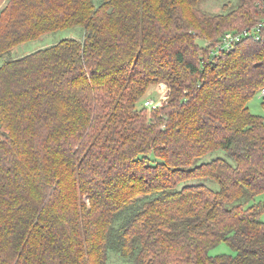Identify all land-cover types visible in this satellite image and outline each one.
<instances>
[{
  "label": "trees",
  "instance_id": "16d2710c",
  "mask_svg": "<svg viewBox=\"0 0 264 264\" xmlns=\"http://www.w3.org/2000/svg\"><path fill=\"white\" fill-rule=\"evenodd\" d=\"M202 1L6 0L0 57L81 35L0 64V264H264V0Z\"/></svg>",
  "mask_w": 264,
  "mask_h": 264
},
{
  "label": "rangeland",
  "instance_id": "374dc122",
  "mask_svg": "<svg viewBox=\"0 0 264 264\" xmlns=\"http://www.w3.org/2000/svg\"><path fill=\"white\" fill-rule=\"evenodd\" d=\"M233 1L234 0H203L200 4V7L201 9L207 12L218 13V12H222L223 7L226 4H231V3L233 4ZM5 2L6 0H2L0 2V9L4 6ZM80 30H81L80 27L56 30L53 32H47L35 40L20 43L14 46L11 50H9L5 54H3V56L0 57V64L7 59L18 58L25 54L51 46L62 38L79 37L81 35ZM166 94H167V87L165 83L160 82L156 84H151L148 86L147 90L145 91L143 95V100L146 101L152 99L154 101V105L157 106L165 98ZM154 105L148 106V108L155 107ZM247 106L249 107V110L251 112L260 115L264 119V98L260 96V93H255L252 97H250L247 102ZM220 154H222V152L220 151L212 152L205 155L202 158V160L203 161L209 160L212 157H215ZM260 220L264 221V213L260 215ZM219 253L233 254L234 251L225 242L222 241L209 250V254L211 255H215ZM109 262H110L109 264H124L122 258L114 254L111 255V260Z\"/></svg>",
  "mask_w": 264,
  "mask_h": 264
},
{
  "label": "built area",
  "instance_id": "2783aa9c",
  "mask_svg": "<svg viewBox=\"0 0 264 264\" xmlns=\"http://www.w3.org/2000/svg\"><path fill=\"white\" fill-rule=\"evenodd\" d=\"M241 39H250L256 42H264V19L257 21L255 24L237 31H226L220 37V40L214 44L210 51L211 54L230 50L236 42ZM260 96L264 98V87L260 91ZM145 105L153 106L152 99L146 100ZM155 106V105H154Z\"/></svg>",
  "mask_w": 264,
  "mask_h": 264
}]
</instances>
